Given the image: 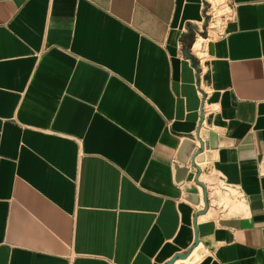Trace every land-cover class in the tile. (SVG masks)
<instances>
[{"label": "crops", "instance_id": "1", "mask_svg": "<svg viewBox=\"0 0 264 264\" xmlns=\"http://www.w3.org/2000/svg\"><path fill=\"white\" fill-rule=\"evenodd\" d=\"M214 1L0 0V264H264V0Z\"/></svg>", "mask_w": 264, "mask_h": 264}, {"label": "water", "instance_id": "2", "mask_svg": "<svg viewBox=\"0 0 264 264\" xmlns=\"http://www.w3.org/2000/svg\"><path fill=\"white\" fill-rule=\"evenodd\" d=\"M193 147H194V143L192 141H185L184 142V144L181 148V151H180L181 163H185L187 161ZM196 170H198V167H196ZM178 171H179L178 173L180 174L181 180L184 179L185 177H187L188 180L193 179L195 182H197V177L194 173H188L186 175V167L183 166ZM184 173H185V175H184ZM184 190L190 194L192 201H196V195H195L196 189L193 185H190V184L185 185ZM204 199H205V197H204ZM194 242L195 243L197 242V237H195ZM189 250H190V248L185 253H175L174 255H172V257H170V259H168L163 264H171L176 258H181V257L186 256V254L189 252Z\"/></svg>", "mask_w": 264, "mask_h": 264}, {"label": "rangeland", "instance_id": "3", "mask_svg": "<svg viewBox=\"0 0 264 264\" xmlns=\"http://www.w3.org/2000/svg\"><path fill=\"white\" fill-rule=\"evenodd\" d=\"M219 3H221V4L224 3V0H215V1H214V5H215V7H216L217 4H219ZM215 7H214V8H215ZM205 10H206V9H205ZM217 10H218V9L216 8V9H214L213 12L215 13V11H216V13H217L218 15H220V14L223 12L222 10H218V11H217ZM218 21H219V19H217V22H218ZM214 36H215V35H214ZM199 41H200V40H199ZM199 46H200V45H199ZM198 48H199V47H198ZM198 48H195V49H198Z\"/></svg>", "mask_w": 264, "mask_h": 264}, {"label": "bare ground", "instance_id": "4", "mask_svg": "<svg viewBox=\"0 0 264 264\" xmlns=\"http://www.w3.org/2000/svg\"><path fill=\"white\" fill-rule=\"evenodd\" d=\"M201 38H199L197 41H195V43H194V48H198L199 47V45H200V40Z\"/></svg>", "mask_w": 264, "mask_h": 264}]
</instances>
